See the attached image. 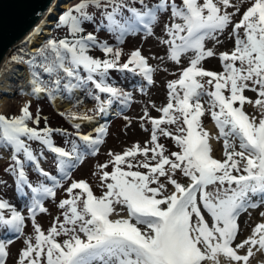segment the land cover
<instances>
[{"label":"snow or ice","instance_id":"obj_1","mask_svg":"<svg viewBox=\"0 0 264 264\" xmlns=\"http://www.w3.org/2000/svg\"><path fill=\"white\" fill-rule=\"evenodd\" d=\"M32 15L27 43L43 35L48 23L41 11ZM54 27L66 35L0 60V79L12 70L29 74V87L19 92L31 97L18 113L0 114V150L7 154H0V187L9 186L5 176L12 177L22 202L0 195V232L8 237L0 238V264H8L29 221L33 234L24 238L13 264H221V258L224 264H249L254 250L264 252V0H248L243 8L233 0H79ZM156 27L163 35H156ZM100 32L112 40L101 39ZM137 37L164 46L158 59L176 66V78L167 81L162 106L143 104L139 127L146 142L109 150L107 161L96 165L102 189L96 195L87 180L72 178L73 171L100 153L111 117H121L126 129L135 124L126 114L135 93L147 96L155 84L157 69L149 60L157 57L143 55L139 46L123 51ZM225 39L233 47L218 51ZM210 58L219 59L221 71L205 67ZM121 77L129 88L121 86ZM42 98L94 106L57 110L70 131L52 126L42 108L33 112L32 103ZM206 113L218 129L215 137L203 125ZM213 139L222 142V158L214 155ZM46 153L53 158L51 170L42 166L49 162ZM58 191L67 198L59 200L62 211L45 230L37 217L49 213L46 203ZM252 210L260 222H250Z\"/></svg>","mask_w":264,"mask_h":264},{"label":"rangeland","instance_id":"obj_2","mask_svg":"<svg viewBox=\"0 0 264 264\" xmlns=\"http://www.w3.org/2000/svg\"><path fill=\"white\" fill-rule=\"evenodd\" d=\"M64 0H61L60 2H63ZM61 7L57 9V17L59 14H61L63 11L67 10L68 8L73 7L76 3L79 2V0H67L65 3L69 4L70 7H63L62 3ZM180 0H177V3H179ZM233 3L240 4L243 8L244 4L248 3V0H233ZM57 17L53 20H49L50 26V33L46 34L45 36H42L41 40L37 43L39 44L41 41L45 40L48 37H63L66 35V30L64 28L56 29L54 27V22L57 20ZM166 19V16L164 17ZM87 31H93V28L91 25H86ZM155 32L157 36L163 35L161 32L160 27L155 28ZM99 37L101 39H109L112 40V37L109 36L105 32H100ZM28 40H25L24 42H21L20 44H16L14 47L10 49L9 54L4 58V60H7L12 54L16 53L19 49L24 48H31L34 47L32 43H27ZM140 47L142 49V53L145 56L148 57H157L155 59H150L149 63L151 66L157 69V71L154 74V80L155 84L148 90L147 96H142L138 91L135 93V102L133 103L132 107L127 111V115L130 117H133L136 121L135 124L126 129L125 128V121L121 117H111V124L109 128V135L106 138L105 144L101 147L100 153L95 156H88L84 160V162L77 167L75 171L72 173V178L76 180L85 179L87 180L93 187V190L96 195H100L102 193V189L99 187L100 180L95 173L98 171L96 165L99 163H104L108 159V151L112 150L115 152L122 151L123 149L131 146L133 143L140 142L144 143L149 138L148 134L142 131L139 127V116L142 115V108L143 104L147 103L149 100L152 102H155L157 106H162L165 103L166 98V83L170 79L176 78V76L172 75L173 72L176 71V66L173 65L171 62H168L167 60H160L158 59L161 56L165 55V49L164 46L161 45L158 40L155 38H150L147 40V42H142L139 37L132 39L129 38L127 40V43L123 45V51L125 54H130L132 50H134L136 47ZM211 47V44L208 45ZM233 47L232 42L225 39V42L222 46H219L218 51H225L229 50ZM92 53L94 56L101 55V52L99 50H92ZM206 68L210 70L215 71H221V63L218 58H210L206 65ZM164 68H168V72L165 73L162 70ZM22 74H20L19 70H15L12 75L9 78V82L11 85V88L5 93L6 98L3 102V104L0 106V114H14L18 113L19 109L23 106L24 103H26L31 97L25 96L23 94H20L19 90L21 87L24 89H27L29 87L28 84V73L25 71H22ZM117 74L113 73V76L115 77ZM121 86L125 88H129V82H123V78L121 77ZM246 95H248L250 98H255V94L251 91H246ZM94 106V103H85L78 108H74L72 103H69L66 100H57L55 104H49V102L46 99L42 98V101L40 104L35 103V101L32 103V110L35 112L38 108L43 109V113L48 115L50 117V121L52 126H59L63 125L65 129H68L72 131L70 127V123L66 121L64 118L56 115L55 113L57 110L60 111H72V110H78V111H86L87 109H91ZM246 110L250 114L257 113V109H255L251 105H246ZM151 114L153 116H156L157 113L152 110ZM202 122L204 127L209 131L210 135L215 137L218 133V129H216L214 122L211 120V117L208 113L205 114L204 117H202ZM41 127H43V121L41 123ZM83 130L85 132L90 130L89 127H85ZM87 130V131H86ZM56 142L58 145L62 146L63 142L59 136L56 137ZM161 142L165 144L167 148L170 150H176L174 143L171 141L170 138H161ZM214 149V155L217 158H222V142H217L216 140L211 141ZM33 147H36L34 144ZM0 154H3L5 156V159L7 158V154L3 153V150H0ZM48 161L49 162H42V166L46 170H51L52 165V156L51 154H47ZM3 167L4 163L3 161H0V176H4L3 173ZM29 175L32 180L36 178L35 173L30 169ZM5 179L9 181L8 187H0V194L4 197H7L12 200L13 203L21 204L22 202L17 200L13 188L11 186L12 177L5 176ZM67 198L66 194L62 191H58L57 197L55 201H49L46 203V206L49 208L48 214H38L37 222L42 226L43 229L47 230L51 226V222L53 219L60 215L61 211L58 208V202L60 199ZM22 211L26 213V210L22 209ZM260 217L258 216L257 210H252V216L250 218L251 223L260 222ZM244 217H241V223H243ZM33 234V227L31 222H27L24 230V236H22L20 239L15 240L13 245L11 246V257L8 260V264H13V258L16 257L18 250L22 249L24 247L23 240L26 236ZM248 232H245V235H247ZM0 238H8L3 232H0ZM221 264H224V259L221 258ZM249 264H264V252L255 251L254 250V256L250 258Z\"/></svg>","mask_w":264,"mask_h":264},{"label":"water","instance_id":"obj_3","mask_svg":"<svg viewBox=\"0 0 264 264\" xmlns=\"http://www.w3.org/2000/svg\"><path fill=\"white\" fill-rule=\"evenodd\" d=\"M53 0H0V60L9 54L18 38L36 19L34 11L42 13ZM56 18V14L54 15Z\"/></svg>","mask_w":264,"mask_h":264},{"label":"bare ground","instance_id":"obj_4","mask_svg":"<svg viewBox=\"0 0 264 264\" xmlns=\"http://www.w3.org/2000/svg\"><path fill=\"white\" fill-rule=\"evenodd\" d=\"M60 1L61 0H53L51 2V4L48 6V8L42 13L46 17V19L48 21V23H47L48 25L50 24L49 20H53L54 19L55 13L58 14L57 9L58 8H62L61 4H59ZM66 1L67 0H64L63 2H60V3L64 4V5H62L63 7H69L70 6L69 4L65 3ZM50 7H51L52 11L49 14V12L47 10ZM56 17H57V15H56ZM47 24L44 27V34L34 38V43H32L33 46L36 45L41 40L42 36H45L46 34L50 33V26H48ZM28 35H29V28L18 38L16 44H20L21 42H24L25 40H28ZM11 48H12V46L10 47V49ZM4 58L5 57H3L1 60H4ZM14 71L15 70H12L10 75L4 76L2 79H0V106L3 104L5 98L7 97L5 93L11 88V85H10V82H9V78H11L10 76L12 75V73ZM19 72H20V74H22L21 70H19Z\"/></svg>","mask_w":264,"mask_h":264},{"label":"trees","instance_id":"obj_5","mask_svg":"<svg viewBox=\"0 0 264 264\" xmlns=\"http://www.w3.org/2000/svg\"><path fill=\"white\" fill-rule=\"evenodd\" d=\"M70 7V6H69ZM57 38H62V37H57ZM26 49H27V47H26ZM93 54V53H92ZM101 55H98L97 57H100ZM57 126V125H56ZM59 126H63V125H59ZM64 127V126H63ZM83 131H85V130H83ZM87 131V130H86Z\"/></svg>","mask_w":264,"mask_h":264}]
</instances>
